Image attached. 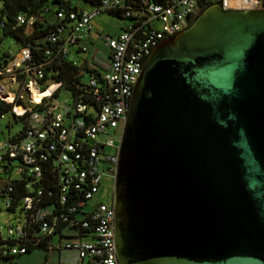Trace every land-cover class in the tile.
Returning a JSON list of instances; mask_svg holds the SVG:
<instances>
[{"label":"water","instance_id":"water-1","mask_svg":"<svg viewBox=\"0 0 264 264\" xmlns=\"http://www.w3.org/2000/svg\"><path fill=\"white\" fill-rule=\"evenodd\" d=\"M111 203L117 264H264V0L149 53Z\"/></svg>","mask_w":264,"mask_h":264},{"label":"built area","instance_id":"built-area-1","mask_svg":"<svg viewBox=\"0 0 264 264\" xmlns=\"http://www.w3.org/2000/svg\"><path fill=\"white\" fill-rule=\"evenodd\" d=\"M69 1L45 5L38 14L17 13L12 27L30 30L44 16L52 27L34 41L44 44L36 48L39 52L18 46L0 60V105L7 107L0 118L8 115L23 127L0 140V210L14 220L0 225V264H14L15 257L33 249L73 254L72 260H58L60 264L84 259L117 264L112 203L92 200L104 176L112 180L113 192L130 98L142 65L159 42L185 30L191 24L188 18L194 20L206 7L249 10L262 2L97 0L83 9L72 8ZM100 13L116 14L120 27L103 37L105 53L83 62L80 73H86V80L80 77L75 89H68L51 78L54 68L62 61L77 66L69 55L85 52L80 43ZM60 90L69 100L57 104ZM46 91L48 95L32 98Z\"/></svg>","mask_w":264,"mask_h":264},{"label":"rangeland","instance_id":"rangeland-1","mask_svg":"<svg viewBox=\"0 0 264 264\" xmlns=\"http://www.w3.org/2000/svg\"><path fill=\"white\" fill-rule=\"evenodd\" d=\"M72 5L78 6L83 9H87L89 6L82 1L78 0H70ZM1 0H0V9H1ZM202 12V10H201ZM200 14V12H198ZM50 22L54 21L52 16L48 17ZM93 27L89 34V37L80 43V47H82L85 52L74 53L73 55H69L70 59L73 60L80 69L84 67L85 60H93L94 54L105 53L106 49L103 45V37L105 35H112L118 25L121 24V21L110 15L105 13L98 14L92 21ZM18 46L15 42L7 37L2 36L0 33V57L4 53H13L17 50ZM73 52L76 51L72 49ZM83 71V70H82ZM86 73L83 72L81 77V81L84 82L86 80ZM68 94L62 90L59 91L57 97L54 99V102L57 104L63 101H68ZM22 124L20 122H13L12 119L8 115H4L3 118H0V140L3 137H12L19 134L22 131ZM114 139L117 138V135H112ZM112 180L106 176H104L101 180V185L98 193L95 195L94 200L96 202H102L105 204H110L112 197ZM7 221L14 222L12 216L6 213L4 210H0V225H4ZM45 251L39 249H33L29 253L20 255L13 260V262L19 264H41L43 262ZM55 264V263H52Z\"/></svg>","mask_w":264,"mask_h":264},{"label":"trees","instance_id":"trees-1","mask_svg":"<svg viewBox=\"0 0 264 264\" xmlns=\"http://www.w3.org/2000/svg\"><path fill=\"white\" fill-rule=\"evenodd\" d=\"M79 1H82L88 5H94L97 2V0ZM1 3L0 21L3 23L2 27L0 28L1 35L11 38L17 46H29L33 52H39L37 49L44 44L34 41L42 37L46 31L52 27L50 24H48L46 17L44 16L41 18V20L36 21L30 30H26L23 27H12L13 18L17 13L38 14L43 6H52L53 4L57 3V0H1ZM71 7L75 8V5L71 4ZM106 14L118 18L116 14ZM6 55L7 54L4 53L0 57V60H4ZM35 57L38 58L39 54ZM54 69L57 70V72L55 75L51 76V78H53L54 81L63 82L66 88L74 90L75 85L79 83V78L81 77L80 67L71 65L69 61H62L61 64ZM6 109V106L0 105V114Z\"/></svg>","mask_w":264,"mask_h":264},{"label":"crops","instance_id":"crops-1","mask_svg":"<svg viewBox=\"0 0 264 264\" xmlns=\"http://www.w3.org/2000/svg\"><path fill=\"white\" fill-rule=\"evenodd\" d=\"M92 27H93V25L91 23V29H90L86 39L89 37V34L92 30ZM119 27H120V24L118 25V28L116 29V31L114 33H116L118 31ZM45 254L46 255L44 256L43 262L41 264H52V263L60 264V263H58V260H60V259H67V260L73 259V254L70 252H66V251L49 252V253L45 252ZM14 264H19V263L14 262ZM66 264H74V263H66ZM79 264H99V263L93 259H84Z\"/></svg>","mask_w":264,"mask_h":264},{"label":"bare ground","instance_id":"bare-ground-1","mask_svg":"<svg viewBox=\"0 0 264 264\" xmlns=\"http://www.w3.org/2000/svg\"><path fill=\"white\" fill-rule=\"evenodd\" d=\"M48 94H49V91H46V92H44V93L41 94V95L35 93V94H33L32 98L36 101V100L39 99V97L46 96V95H48Z\"/></svg>","mask_w":264,"mask_h":264},{"label":"flooded vegetation","instance_id":"flooded-vegetation-1","mask_svg":"<svg viewBox=\"0 0 264 264\" xmlns=\"http://www.w3.org/2000/svg\"><path fill=\"white\" fill-rule=\"evenodd\" d=\"M193 20H192V17H189L188 18V22L191 23Z\"/></svg>","mask_w":264,"mask_h":264}]
</instances>
